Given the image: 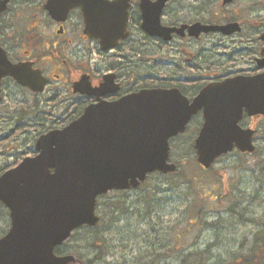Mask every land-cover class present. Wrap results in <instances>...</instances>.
Here are the masks:
<instances>
[{
  "label": "water",
  "instance_id": "1",
  "mask_svg": "<svg viewBox=\"0 0 264 264\" xmlns=\"http://www.w3.org/2000/svg\"><path fill=\"white\" fill-rule=\"evenodd\" d=\"M8 1L0 0V13ZM166 1H141L142 27L148 34L170 31L158 21ZM73 6L81 7L86 29L98 31L102 51L125 37L127 0H49L45 7L50 16L58 14L63 20ZM237 26L195 24L189 29L228 34ZM260 38L264 41V33ZM261 56L264 63V51ZM5 76L35 92L45 84L28 66L11 64L0 48V79ZM73 91L98 93L81 82L73 84ZM198 111L203 123L193 146L200 166L208 169L234 149L253 153L254 131L238 122L243 111L264 115V72L208 83L191 102L177 88H144L116 101L89 105L69 124L41 134L35 141L36 154L0 175V203L10 219L9 230L0 237V264L74 263L73 255H59L55 249L73 231L99 222V196L136 189L151 173L175 172L169 140L183 133Z\"/></svg>",
  "mask_w": 264,
  "mask_h": 264
},
{
  "label": "rangeland",
  "instance_id": "2",
  "mask_svg": "<svg viewBox=\"0 0 264 264\" xmlns=\"http://www.w3.org/2000/svg\"><path fill=\"white\" fill-rule=\"evenodd\" d=\"M174 4L186 5L185 0H175ZM207 6H211L209 10L219 11L214 3ZM232 15L246 22L245 31L254 22L257 27L264 19V0H235L224 14L225 17ZM29 26L28 20H23L20 31L24 32ZM29 30L33 33L30 27ZM213 41L216 45H228L224 48L227 53L231 48L243 47L236 40ZM206 46H211L208 40ZM221 51L220 46L214 49L217 53ZM95 54L88 57L91 60L79 55V60L75 58V61L87 64L92 70L94 59H97ZM234 57L241 58L242 62L236 60L230 71H251L253 63L246 61L252 56H247L243 50ZM180 64L187 69L184 76L189 72L197 74L183 59ZM155 72V78L166 76L159 68ZM67 94L66 89L61 90V98L49 100L39 111L32 109L29 118L21 115L13 98L3 99L0 106V174L23 157L32 155L39 134L66 124L54 118L62 116L66 106L62 96L67 98ZM51 95L48 92L46 96L50 98ZM262 132L264 129L254 142L255 154L242 155L233 151L220 157L207 170H202L195 160L192 149L195 133L172 139L170 161L177 166L176 174L155 173L136 189L111 191L100 197L96 209L99 224L74 231L60 247L61 254L73 255L88 264H146L153 251L159 259L156 264H195L191 256L184 262L179 256L200 251L205 254L201 264H229L235 258L240 262L241 257L264 248ZM8 228V211L0 205V237ZM261 258L264 260V253Z\"/></svg>",
  "mask_w": 264,
  "mask_h": 264
},
{
  "label": "flooded vegetation",
  "instance_id": "3",
  "mask_svg": "<svg viewBox=\"0 0 264 264\" xmlns=\"http://www.w3.org/2000/svg\"><path fill=\"white\" fill-rule=\"evenodd\" d=\"M48 1L9 0L5 10L0 14V48L5 52L6 58L11 64L28 66L31 71L41 75L45 82L43 91L37 93L21 87L10 76L0 79V106L3 99L13 98L15 100L12 101L13 104L17 105L23 117L29 118L32 109L39 111L49 100L59 98L60 91L64 89L68 94L67 98L62 96V102L66 103L62 116L60 118L50 116L69 123L79 117L89 105L100 101H116L144 88H177L191 102L208 83L235 75L264 72L261 56L264 41L260 38L264 33V19L257 27L254 22L251 24L252 27L245 31L244 20L240 21L235 15L224 16L227 7L235 0L228 4H223V0H185L184 7L174 4L175 0H167L158 21L163 29L170 31L159 32V35H150L142 27L144 19L140 5L142 0H127L125 37L119 39L122 41L114 48L106 51L99 49L98 31L86 29L80 6L71 7L61 20L58 14L56 18L49 15L45 7ZM212 3L218 6L219 11L209 10L211 6L207 5ZM59 10L60 8L57 11ZM23 20H28L33 33L29 27L24 32L20 31ZM230 23H236L238 29L228 34L218 30L204 32L201 29L200 31L189 29L195 24L221 26ZM207 40L211 44L209 47L206 46ZM213 40L232 42L236 40L243 47L231 48L227 53L224 48L228 45L223 43L216 45V41ZM92 43L94 47L91 48ZM217 46L222 50L219 53L214 52ZM243 50L247 56H252L246 61L253 63L251 71L235 69L230 71L236 60L242 62L241 58L234 56ZM92 53L97 55L92 70L87 64L76 62L79 55L88 59ZM182 59L187 66L195 69L197 74L189 72L190 74L184 76L187 69L180 64ZM157 68L164 70L166 76L155 78ZM128 71L130 72L127 73ZM107 76L108 78L104 79ZM80 82L98 93L87 95L74 92L73 84ZM102 85L105 86L102 88ZM48 92L52 93L50 98L46 96ZM202 122V112L198 111L191 116L182 135L192 132V135L195 133V138ZM239 124L244 128H252L256 140L264 129V116H248L243 111Z\"/></svg>",
  "mask_w": 264,
  "mask_h": 264
},
{
  "label": "trees",
  "instance_id": "4",
  "mask_svg": "<svg viewBox=\"0 0 264 264\" xmlns=\"http://www.w3.org/2000/svg\"><path fill=\"white\" fill-rule=\"evenodd\" d=\"M57 253L61 254L60 248L57 249ZM193 253L194 254H192V253L182 254V255L179 256V260L181 259L182 262H184L187 259V257L191 256L192 258H194L196 260L195 264H201V261H203L205 254L203 252H200V251L193 252ZM263 253H264V248H261V249L257 250L254 253H253V251L248 253V256L241 257L240 262H238L239 258H235L229 264H261L264 261L261 258V255ZM150 257H151V260L149 262H147L146 264H156L158 262V260H159V259H157L156 255H155V253L153 251H151V256ZM73 264H88V263L82 261V259H80V258H77L75 263H73ZM131 264H133V263H131ZM136 264H141V263L137 262Z\"/></svg>",
  "mask_w": 264,
  "mask_h": 264
}]
</instances>
